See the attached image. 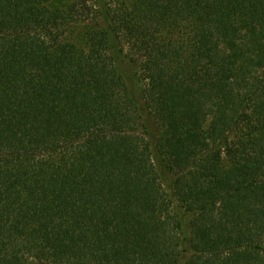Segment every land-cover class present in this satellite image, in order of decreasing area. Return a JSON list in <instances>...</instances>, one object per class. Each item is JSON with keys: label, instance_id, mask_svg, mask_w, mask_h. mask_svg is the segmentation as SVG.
I'll list each match as a JSON object with an SVG mask.
<instances>
[{"label": "trees", "instance_id": "1", "mask_svg": "<svg viewBox=\"0 0 264 264\" xmlns=\"http://www.w3.org/2000/svg\"><path fill=\"white\" fill-rule=\"evenodd\" d=\"M0 264H264V0H0Z\"/></svg>", "mask_w": 264, "mask_h": 264}, {"label": "rangeland", "instance_id": "2", "mask_svg": "<svg viewBox=\"0 0 264 264\" xmlns=\"http://www.w3.org/2000/svg\"><path fill=\"white\" fill-rule=\"evenodd\" d=\"M64 3H69L71 0H62ZM67 37L75 42L77 46H84V28L82 26L70 27L69 31L66 33Z\"/></svg>", "mask_w": 264, "mask_h": 264}]
</instances>
